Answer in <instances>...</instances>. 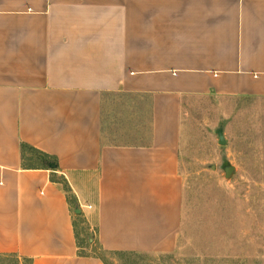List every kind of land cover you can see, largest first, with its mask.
Wrapping results in <instances>:
<instances>
[{
    "label": "crops",
    "instance_id": "0c3cea01",
    "mask_svg": "<svg viewBox=\"0 0 264 264\" xmlns=\"http://www.w3.org/2000/svg\"><path fill=\"white\" fill-rule=\"evenodd\" d=\"M110 93L150 96L149 143H103ZM209 93L264 97V0H0V256L105 264L77 222L104 250L173 249L180 99Z\"/></svg>",
    "mask_w": 264,
    "mask_h": 264
},
{
    "label": "rangeland",
    "instance_id": "374dc122",
    "mask_svg": "<svg viewBox=\"0 0 264 264\" xmlns=\"http://www.w3.org/2000/svg\"><path fill=\"white\" fill-rule=\"evenodd\" d=\"M180 106L182 204L173 249L104 250L94 230L77 222L81 253L105 264H264V97L187 94ZM102 130L103 143H149L150 96L105 94ZM219 130L225 144L218 143ZM24 156L41 163L29 150ZM229 165L234 170L225 177ZM0 264L21 263L0 256Z\"/></svg>",
    "mask_w": 264,
    "mask_h": 264
},
{
    "label": "trees",
    "instance_id": "16d2710c",
    "mask_svg": "<svg viewBox=\"0 0 264 264\" xmlns=\"http://www.w3.org/2000/svg\"><path fill=\"white\" fill-rule=\"evenodd\" d=\"M22 150H23V153L25 150H29L33 153H36L37 158H39V160L41 161V165L45 166L46 168L48 167L49 164L51 163H56V161L49 155H46V154H43V153H39L37 152L36 150H34L33 148L27 146V145H22ZM24 155V154H23ZM57 177L55 175L51 176V179L56 181V182H62L63 183V189L64 191L67 193V196H71V190H70V187L67 183V181L64 179V178H60V180H57L56 179Z\"/></svg>",
    "mask_w": 264,
    "mask_h": 264
},
{
    "label": "water",
    "instance_id": "95a60500",
    "mask_svg": "<svg viewBox=\"0 0 264 264\" xmlns=\"http://www.w3.org/2000/svg\"><path fill=\"white\" fill-rule=\"evenodd\" d=\"M218 134V143L219 144H225V139H224V136H223V133H222V130H219L217 132ZM55 167V164L51 163L50 164V168H54ZM234 170V167L229 165L227 167L224 168V172H225V177H229V175L231 174V172ZM75 212H79L78 208L75 209Z\"/></svg>",
    "mask_w": 264,
    "mask_h": 264
}]
</instances>
